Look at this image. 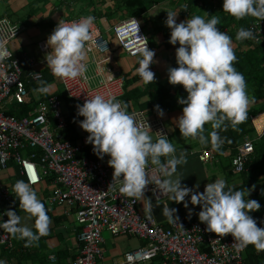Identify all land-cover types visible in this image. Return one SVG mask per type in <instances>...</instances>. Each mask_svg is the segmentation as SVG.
I'll use <instances>...</instances> for the list:
<instances>
[{
	"label": "clouds",
	"instance_id": "9594fccd",
	"mask_svg": "<svg viewBox=\"0 0 264 264\" xmlns=\"http://www.w3.org/2000/svg\"><path fill=\"white\" fill-rule=\"evenodd\" d=\"M222 8L236 20L254 17L259 22L264 21V0H223ZM178 12L168 11L165 21L171 30L169 43L178 45L175 52L177 66L169 69L168 81L171 85L182 86L187 93L185 98L178 99L184 106L176 126L183 138L195 139L202 146L219 151L227 139L221 135V130H227L229 125L235 129L247 119L251 100L246 91V80L234 66L237 57L233 40L219 30L220 21L205 13L209 19L193 15L177 23ZM94 21L95 17L91 15L71 22L60 20L48 36L46 45L50 51L45 60L55 77L88 79L87 52L93 40ZM7 23L6 19L0 20V25ZM258 36L254 28L241 27L236 40H255ZM12 52L0 39V64L11 57ZM154 56L155 52L145 44L136 69L145 84L154 82L155 73L150 69ZM98 70L107 73L105 80L113 79L105 69ZM34 91L46 95L50 87L47 82L40 81ZM158 115H164L162 109ZM77 116L83 117L79 127L88 133L86 143L92 145L93 153L100 159L109 157L107 163L113 169L109 188L142 202L148 219L152 218L153 203L145 197V189L147 185H154L177 204L190 196L184 207L188 208L189 203L199 205L198 219L206 225V231L220 238L230 234L237 252L249 245L264 251V228L258 227L250 214L258 211L261 205L259 201L247 198L248 190L229 186L224 178L207 183L202 193L182 186V179L175 174L178 166L187 162L186 153L177 155L174 143L164 134L154 139L150 126L145 121L138 124L128 111L127 103L114 96L95 94L87 98L83 105L77 106ZM206 124L213 129L207 136L204 134ZM33 167L30 165L29 171ZM31 180L35 182V175ZM13 191L19 209L32 223H25L17 211L8 210L4 213L7 221L0 219V230L24 241L25 247L34 246L41 237L49 234L50 217L31 183L17 180ZM176 212L175 208H163L170 223L177 224ZM0 264H7V261L0 259Z\"/></svg>",
	"mask_w": 264,
	"mask_h": 264
},
{
	"label": "built area",
	"instance_id": "2783aa9c",
	"mask_svg": "<svg viewBox=\"0 0 264 264\" xmlns=\"http://www.w3.org/2000/svg\"><path fill=\"white\" fill-rule=\"evenodd\" d=\"M74 18L65 20L71 22ZM6 25H0V39L10 50V44L24 30V26L15 23L7 17ZM138 28V31H137ZM259 33L256 42L264 34V22L253 26ZM119 48L129 57L141 56L145 44L150 49L148 38L136 17H128L113 25L109 30ZM93 40L88 51L95 55H103L110 50L107 35L103 34L94 23ZM223 32V31H222ZM227 33V30H224ZM39 49L46 55L49 50L46 42L39 43ZM47 67L46 60L43 61ZM113 79L105 80L107 73L102 75L96 86L90 85V79H59L66 98L78 105H83L87 98L95 94L106 97L114 96L117 100L125 95L124 79L113 74L107 68ZM41 73L28 72L24 74L19 58L13 52L0 64V219L7 221L4 213L16 199L9 180V171L18 168L23 180L37 188L43 183L44 177L52 176L51 190L44 202L51 210L62 207L66 216L73 215L80 227L77 235L80 249L72 264H99L104 257L102 248V233L108 232L113 237H135L144 241V245L126 252L120 264H244L245 248L237 252L233 237L229 234L222 238L215 233L206 231V225L200 221H188L178 218L176 223L168 227L160 225L152 216L138 210L139 202L118 191L109 188L112 182L113 169L108 164L78 157L86 148V142L81 140L72 143L63 138L60 132L66 122L61 111V100L58 95H50L40 101L28 117L16 118L5 115V110L11 104H28L29 91L27 85L39 82ZM138 124L144 121L150 126L153 136L157 139L164 134L169 139V132L164 121L158 116H148L144 111H132ZM264 114V113H263ZM260 116V115H259ZM258 117V116H257ZM251 119L252 124L255 118ZM55 127H51V122ZM258 131V130H257ZM264 128L258 131L262 135ZM38 149L42 153L41 160L35 161V155L27 152ZM254 151V140L244 137L237 146L232 158L234 173L244 172L246 163ZM198 159L201 163H210L213 156L210 151H201ZM34 166L29 171V166ZM35 175L33 183L31 177ZM118 187V186H117ZM145 195H151L156 202L165 203L167 197L160 193L154 185H147ZM0 246L10 252L15 249L11 235L0 230ZM51 262L56 259L49 257Z\"/></svg>",
	"mask_w": 264,
	"mask_h": 264
},
{
	"label": "crops",
	"instance_id": "0c3cea01",
	"mask_svg": "<svg viewBox=\"0 0 264 264\" xmlns=\"http://www.w3.org/2000/svg\"><path fill=\"white\" fill-rule=\"evenodd\" d=\"M125 0H0V18L7 17L11 21L24 26V30L10 44V50L19 58L24 74L28 72L41 73V81L47 82L50 87L48 94H40L34 89L39 87V82L29 84V103L34 111L35 106L50 95H58L61 100V111L66 122V128L63 129L65 140L72 143L80 142L86 138L88 133L79 127V121L83 117L77 116L78 104L68 100L63 92L61 84L50 71L45 67L43 61L45 54L39 49V43L47 41L48 36L52 33L60 20H71L74 18L93 16L94 23L99 27L101 32L108 36L110 50L103 55H95L90 51L87 52V77L90 79V85L96 86L101 81V72L99 69H111L117 77L123 78L125 83V95L122 101L128 105V111H144L148 116H158L161 118L169 132V140L175 147L177 155L185 152L187 162L178 166L175 174L181 180L182 186H187L193 192L204 191L207 183L213 182L217 178H224L229 186L235 185L241 188L245 181L253 180V184L248 188V199L252 198L253 193H259L261 207L258 215L264 218V131L260 136L258 131L264 128H258L256 120L264 117V114L258 115L254 123V132L247 135L254 140V151L251 159L247 162L248 167L240 174L234 173L232 169V158L236 149L231 150L222 146L219 151H212L210 147L202 146L197 140L183 138L176 126V119L182 114L184 105L178 103L179 98H185L187 93L180 85H171L168 81V71L176 67L175 52L178 45L169 43L170 29L166 26L165 21L168 11H179L176 17L177 23L185 21L193 15L204 16L205 12L199 7H190L184 5L180 0H153L152 5L139 13L137 19L140 22L149 42L150 50L155 52L154 63L150 69L155 73L153 83L145 84L137 74L136 69L139 67L141 56L129 57L117 45L116 41L109 37V29L120 21L130 17L129 11L125 5ZM240 41L233 42V47H242ZM50 51V49L48 48ZM256 83L247 84L246 91L251 100L247 112L258 110L264 107V100L260 98L257 91ZM264 89V85L262 87ZM12 105V104H11ZM9 105V106H11ZM7 107V109L9 108ZM158 106V107H157ZM163 110L164 115H158L159 110ZM252 119V118H251ZM55 123L51 122L54 128ZM69 125V126H68ZM207 136L213 129L210 124L204 125ZM154 137V136H153ZM246 137V136H245ZM154 139H156L154 137ZM243 138H239L237 143H241ZM237 148V146H236ZM90 159L107 163L109 157L103 159L93 153L92 145L87 143L86 148ZM210 151L213 160L210 163H201L198 156L201 151ZM246 164V165H247ZM14 173L13 169H11ZM10 170V171H11ZM9 171V172H10ZM6 180L5 182H8ZM51 190L50 185L42 183L37 188L38 197L45 204L46 198ZM153 203L152 216L163 227H168L169 221L163 214V208L177 209L175 216L185 218L188 221H199V205L188 208L184 203L190 199L185 197V202L179 204L167 199L165 203L156 202L151 195H145ZM46 206L47 214L50 217L49 234L40 238V240L31 247H25L24 241L13 238L15 249L8 252L0 246V259L7 261V264H72L78 255L80 243L77 235L80 227L76 224L73 215L66 216L62 207H54L49 210ZM12 210L7 207V211ZM138 210L143 212V204L139 202ZM17 213L24 218V222L31 225V220L27 215L16 208ZM104 257L99 264H120L122 257L126 252L135 250L144 245V241L135 237L118 236L113 237L108 232L102 233ZM54 256L55 261L51 262L49 257Z\"/></svg>",
	"mask_w": 264,
	"mask_h": 264
},
{
	"label": "trees",
	"instance_id": "16d2710c",
	"mask_svg": "<svg viewBox=\"0 0 264 264\" xmlns=\"http://www.w3.org/2000/svg\"><path fill=\"white\" fill-rule=\"evenodd\" d=\"M160 1V0H158ZM182 4L189 5L190 7H199L200 10L207 13L208 15H214L220 23L218 24V28L220 31L227 30V34L232 37L233 42H237L236 34L238 30L243 28H253V26L259 21L254 17H246L241 20H236L229 14L223 12L222 4L223 0H180ZM153 0H125L123 3L125 7L131 11L130 17H138L139 13L145 11L148 5L153 4ZM210 17L207 16V19ZM264 22V21H261ZM243 43L242 47L234 48L237 60L235 62V67L238 71H240L246 80L247 84H253L258 88L260 98L264 100V89H262L264 85V34L260 36L259 41L255 40H245L240 41ZM29 84L27 85V89ZM29 91V90H28ZM32 108L28 104H12L8 109L5 110V115L14 116L16 118L28 117ZM264 113V107L258 110H252L247 112V119L239 124L235 129L230 125L227 130H221V135L226 137V141L223 147L234 150L236 146L239 144L237 140L239 138H244L247 135H250L254 132V127L252 125L251 118H254L260 114ZM69 126V125H68ZM55 127V125H54ZM66 128V127H65ZM64 128V129H65ZM62 132L60 134L62 135ZM63 138L64 134L62 135ZM28 155L34 154L35 161L39 162L42 157V153L38 149H33L27 152ZM78 157H85L90 159L89 153L87 150L81 152ZM251 159V158H250ZM247 164V163H246ZM249 164L245 165V168L248 167ZM14 173L10 175L9 181L7 184L13 189V185L17 180H23L19 175L18 168H12ZM53 182L52 176L44 177L43 183L46 185H50ZM253 184V180L245 181L244 185L241 187L243 189L248 190V188ZM250 192V191H249ZM259 193H253L251 199L258 200ZM45 206V204H44ZM10 209L16 210L19 208L18 201H15L9 206ZM46 208V206H45ZM252 217L256 220L257 226L264 228V218L262 219L258 215V211L250 213ZM244 264H264V251H257L253 246L249 245L246 250V258Z\"/></svg>",
	"mask_w": 264,
	"mask_h": 264
},
{
	"label": "bare ground",
	"instance_id": "6f19581e",
	"mask_svg": "<svg viewBox=\"0 0 264 264\" xmlns=\"http://www.w3.org/2000/svg\"><path fill=\"white\" fill-rule=\"evenodd\" d=\"M263 119H264V117H261L258 120H256V124H257L258 128H261V125H263Z\"/></svg>",
	"mask_w": 264,
	"mask_h": 264
},
{
	"label": "rangeland",
	"instance_id": "374dc122",
	"mask_svg": "<svg viewBox=\"0 0 264 264\" xmlns=\"http://www.w3.org/2000/svg\"><path fill=\"white\" fill-rule=\"evenodd\" d=\"M9 175H13V172H12V170L9 172Z\"/></svg>",
	"mask_w": 264,
	"mask_h": 264
}]
</instances>
